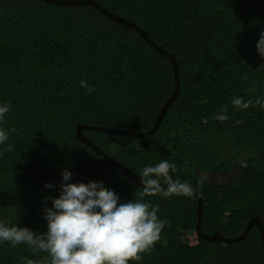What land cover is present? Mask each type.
Returning <instances> with one entry per match:
<instances>
[{
	"label": "trees",
	"instance_id": "1",
	"mask_svg": "<svg viewBox=\"0 0 264 264\" xmlns=\"http://www.w3.org/2000/svg\"><path fill=\"white\" fill-rule=\"evenodd\" d=\"M96 1L174 55L180 89L154 133L85 128L86 136L139 175L146 164L175 163L173 178L202 195L203 233L236 237L254 216L264 225V108L255 102L264 97V58L255 47L264 31V0ZM175 86L164 53L93 5L0 0V103L10 108L0 124L8 132L0 145V218L45 232L43 198L59 194L63 168L73 182L95 180L122 200L141 199L143 188L76 129L84 123L147 131ZM233 96L253 103L237 111ZM225 106L228 119H214ZM236 163L239 171L226 181L198 173L230 172ZM143 199L159 205L166 223L151 250L130 264H264L258 226L232 243L191 238L198 224L194 194ZM47 256L26 244H0V264Z\"/></svg>",
	"mask_w": 264,
	"mask_h": 264
},
{
	"label": "clouds",
	"instance_id": "2",
	"mask_svg": "<svg viewBox=\"0 0 264 264\" xmlns=\"http://www.w3.org/2000/svg\"><path fill=\"white\" fill-rule=\"evenodd\" d=\"M255 47L257 54L264 58V31L259 34ZM80 85L92 90L83 79ZM255 102L264 108V97L256 98ZM231 103L239 111L248 109L253 101L233 96ZM9 110L8 103H0V124ZM226 113L225 106L214 119L225 121L228 119ZM7 140L8 132L0 126V145ZM175 171V163L166 159L144 165L140 173L141 199L125 201L103 182H73L72 172L63 168L59 194L43 198L47 230L39 233L18 222L0 218V244L8 242L13 247L26 244L33 253L48 254L41 259L25 257L23 264H130V261H139L141 254L150 251L160 239L166 223L158 216L159 205L143 197L155 194L165 198L171 195L190 197L193 194L188 181L173 178ZM162 181L166 186H162ZM44 187L54 185L45 182ZM48 199L51 206L47 204Z\"/></svg>",
	"mask_w": 264,
	"mask_h": 264
},
{
	"label": "water",
	"instance_id": "3",
	"mask_svg": "<svg viewBox=\"0 0 264 264\" xmlns=\"http://www.w3.org/2000/svg\"><path fill=\"white\" fill-rule=\"evenodd\" d=\"M47 2L55 3V4H61V5H93L97 9H99L103 14L107 15L108 17L114 19L115 21H118L119 23L135 29L150 45H152L155 49L159 50L160 52L164 53L172 62V65L174 67L175 71V77H176V86L173 94L167 99L165 102L163 108L161 109L160 113L158 114L154 126L147 130V131H133V130H126V129H115L105 126H95V125H88V124H79L76 129L77 136L87 145H89L92 149H94L99 155H102L110 164L113 166L119 168L122 172H124L132 181L137 183L139 186L143 188V185L140 180V175L137 174L135 171H133L131 168L127 167L126 165L122 164L120 161L115 159L112 155L108 154L106 151H104L101 147H99L96 143H94L86 134L84 133V129H96L106 132H116L120 134H126L129 136H138V137H146L152 133H154L158 126L160 125L161 121L164 118V115L168 111L171 104L174 102V100L177 98L179 94L180 89V75H179V65L177 62V59L174 57L173 54L166 51L162 46L158 45L152 38H150L149 34L139 25L136 23L128 20L127 18L118 15L116 13L111 12L107 8H105L102 4L97 2L96 0H45ZM162 186L164 182H161ZM193 194L198 198V224L196 228V234L197 236L209 240V241H219L222 243H232L237 242L245 239L251 229L252 226L256 225L261 231L263 246H264V225L263 221L259 216L252 217L242 234L236 236V237H224L221 235L220 232H215L213 234H205L202 231L201 224L203 219V198L202 195L194 188Z\"/></svg>",
	"mask_w": 264,
	"mask_h": 264
},
{
	"label": "rangeland",
	"instance_id": "4",
	"mask_svg": "<svg viewBox=\"0 0 264 264\" xmlns=\"http://www.w3.org/2000/svg\"><path fill=\"white\" fill-rule=\"evenodd\" d=\"M240 169V163H236L233 170L228 172V171H220V172H204L202 170H198V173L201 175H207L210 179L215 180V181H226L235 176V174L239 171ZM189 237L194 238L196 237V232H191L189 234Z\"/></svg>",
	"mask_w": 264,
	"mask_h": 264
}]
</instances>
